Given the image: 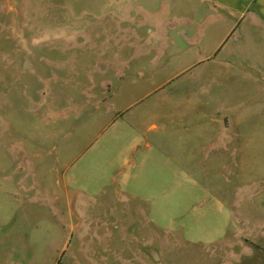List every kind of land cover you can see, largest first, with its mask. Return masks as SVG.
Here are the masks:
<instances>
[{
    "label": "rangeland",
    "instance_id": "374dc122",
    "mask_svg": "<svg viewBox=\"0 0 264 264\" xmlns=\"http://www.w3.org/2000/svg\"><path fill=\"white\" fill-rule=\"evenodd\" d=\"M212 15L0 0V264H264V25Z\"/></svg>",
    "mask_w": 264,
    "mask_h": 264
},
{
    "label": "crops",
    "instance_id": "0c3cea01",
    "mask_svg": "<svg viewBox=\"0 0 264 264\" xmlns=\"http://www.w3.org/2000/svg\"><path fill=\"white\" fill-rule=\"evenodd\" d=\"M200 2L206 4L210 12H213L218 19L223 17H231L234 19L233 27L242 25V23L249 18L250 25L261 24L264 25V0H199ZM146 17L155 18L157 14L146 12ZM160 16V14H159ZM161 19H165L166 16H160ZM143 24L153 25L158 28L157 32L160 34L166 33V28L171 24L165 20H149ZM195 22L191 20L190 25H194ZM231 29V28H230ZM238 242L239 239H238ZM235 254V253H234Z\"/></svg>",
    "mask_w": 264,
    "mask_h": 264
}]
</instances>
